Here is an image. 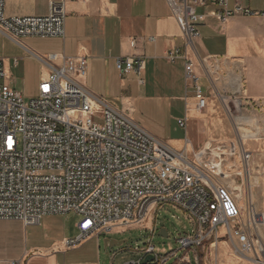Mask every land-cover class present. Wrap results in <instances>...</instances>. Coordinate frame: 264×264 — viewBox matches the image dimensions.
Here are the masks:
<instances>
[{"label": "built area", "instance_id": "2783aa9c", "mask_svg": "<svg viewBox=\"0 0 264 264\" xmlns=\"http://www.w3.org/2000/svg\"><path fill=\"white\" fill-rule=\"evenodd\" d=\"M164 1L185 49L194 48L200 38L198 26L206 14L199 9L210 10L207 17L219 23L235 15L264 21V0L260 11L242 5L252 0ZM4 8L5 0H0V35L19 47L24 38L64 37L62 3H50L44 17H6ZM29 54L46 73L36 97L28 100L11 87V77L0 60V221L31 227L39 226L44 217L75 215L79 218L77 235L64 240L67 249L92 237L150 231L148 245L134 251L138 260L126 264H144L150 256L147 264H164L168 259L160 260L151 246L155 225H145L159 208L171 206L192 226L176 240L179 250L192 251L196 261L197 251L216 247L222 228L226 239L239 243L232 246L234 256L264 264V245L257 237L264 215L251 201L242 212L232 187L233 176L244 177L248 183L251 179L254 153L244 143L264 142L261 123L244 116L242 101L218 94L234 138L209 142L188 156L154 137L127 112L91 93L81 83L87 70L85 58H61L57 65L56 55ZM165 59L184 61L186 91L195 100V110L203 112L207 98L186 51L171 50ZM16 64L14 60L13 67ZM115 67L121 78L129 74L139 78L145 62L140 57L116 58ZM187 122L184 117L176 123L186 130ZM233 162L241 164L242 173ZM187 262L185 256L180 259V264Z\"/></svg>", "mask_w": 264, "mask_h": 264}, {"label": "crops", "instance_id": "0c3cea01", "mask_svg": "<svg viewBox=\"0 0 264 264\" xmlns=\"http://www.w3.org/2000/svg\"><path fill=\"white\" fill-rule=\"evenodd\" d=\"M52 2L62 3L65 13L63 38H24L20 40L22 47H19L0 35L16 48L11 59H2L5 71L8 73L10 67L15 69L22 83L38 86L46 73L29 53L40 57L56 55L57 65L61 64V58H85L87 70L81 83L91 93L127 112L136 123L171 149L184 150L190 156L210 142L209 136L194 145L188 136L189 128L188 132L184 130L183 138L176 139L163 130L146 127L136 118L135 110L146 108L155 112L161 108L165 111L175 106L181 108L183 103L184 110H181L187 124L189 116L200 113L195 110L192 94L186 91L184 61L179 59L169 63L165 59L169 51L178 49L186 51L194 65L198 84L207 98L204 111L214 108L215 105L209 107V102L215 100L228 121L217 100L218 94H223L242 101L244 116L264 122L263 113L262 117L254 115V111L264 112V107H260V102L264 101V75L255 71L250 60L252 46L264 57V21L261 18L235 15L219 23L207 17L210 10L199 9L200 14H206L198 26L200 38L194 48L185 49L181 32L164 0H5L4 13L6 17H44ZM245 7L260 11L263 1L260 8ZM221 29L226 33L220 32ZM254 35L260 37V48ZM126 57L144 59L145 68L139 78L134 74L119 76L115 59ZM14 60L17 61L16 67H13ZM139 80L142 85L138 84ZM200 115L204 118L202 112ZM204 131V128L200 129V132ZM219 230L214 251L220 245L219 259L223 264H252L246 258L228 256V245L232 247L235 239L225 241V231ZM76 235V228L75 234H65L53 217H44L40 225L34 227H25L18 221H2L0 264H104L101 238L106 236L92 237L76 248L67 249L64 240Z\"/></svg>", "mask_w": 264, "mask_h": 264}, {"label": "rangeland", "instance_id": "374dc122", "mask_svg": "<svg viewBox=\"0 0 264 264\" xmlns=\"http://www.w3.org/2000/svg\"><path fill=\"white\" fill-rule=\"evenodd\" d=\"M249 3V4H248ZM230 7L232 4H229ZM243 6H250L252 8H260L262 6L261 0H252L250 2H244ZM200 13V12H199ZM224 32L222 29L220 30ZM254 33V32H253ZM254 40L260 48V37L254 35ZM14 45L6 40L1 39L0 36V60L2 59H11L12 55L15 52ZM250 60L255 71L259 74L264 75V57L257 51V49L251 47ZM6 66L10 67L9 63H5ZM5 67V66H4ZM8 75L11 77L10 85L11 87L20 93L23 99L28 100L35 98L37 95V86L26 82L22 83L20 78L17 76V72L12 67L8 68ZM191 97V96H189ZM188 102H191L189 99ZM215 105L213 108L212 106ZM181 108L173 107L171 110H163L157 108L155 112H150L146 108L139 110L136 108V118L140 119V122L146 127L156 128L157 130L164 131L169 133L171 137H177L176 139H181L184 137V130L180 129L177 126V118H183L184 104H181ZM208 111L202 112L204 118L200 113H193L192 117L189 116L190 120L187 124L186 131H190L188 136L192 140L193 144L196 145L198 142H203L207 140L210 143L214 142H228L234 138L233 136V127L229 123L223 112L217 106L215 100L209 102ZM183 108V110H181ZM264 112L254 111V115L261 114ZM191 115V114H190ZM176 119V121H175ZM264 119V118H262ZM180 120V119H178ZM204 128V132H200V129ZM250 126H244L243 129H248ZM262 130L261 137H264V124H260ZM244 147L246 150L254 153V164L251 166V179L248 183L246 178H236L233 176V185L232 187L235 190V194L238 196L239 207L244 212L247 208L248 202H252L256 211L258 213L264 214V142H245ZM189 152V151H188ZM237 164L236 168H239L240 171L243 168ZM262 167V168H261ZM261 168V169H260ZM244 176V175H243ZM241 192V193H240ZM242 196V197H241ZM57 225L63 230L65 234H75V228L79 221V218L75 215L68 216H54ZM2 222V221H0ZM155 225V233L153 240L151 241V246L154 249V254L160 259H168L164 264H180V259L182 257H187L188 262L183 264H223L219 259L220 245H218V250L216 248L205 247L204 250L197 251L198 263L196 261L195 253L192 251H180L176 243V240L183 234H188L192 226L185 215L178 209L171 206H164L159 208L157 212L152 216V219L148 221L145 225L148 226ZM34 227V226H31ZM164 230L167 234V238L160 237V231ZM220 232V230H219ZM75 237V236H74ZM73 237V238H74ZM220 237H222L220 235ZM257 237L260 238L264 245V227L257 231ZM150 238V231L146 230H130L126 232H117L114 234L107 235L106 237L101 238V247H102V260L104 264H126L132 261H136L139 258V255L134 251L137 248H143L148 245V240ZM255 238V237H254ZM104 239L114 240L116 242H124L121 246L113 248H104ZM222 239V238H220ZM225 239L227 241L228 239ZM235 246H238L239 243L235 239ZM226 244L224 243L223 246ZM228 249V256L234 258L233 249L230 245ZM106 251L108 254H106ZM202 253V259L199 258V253ZM153 264H157L156 262Z\"/></svg>", "mask_w": 264, "mask_h": 264}, {"label": "water", "instance_id": "95a60500", "mask_svg": "<svg viewBox=\"0 0 264 264\" xmlns=\"http://www.w3.org/2000/svg\"><path fill=\"white\" fill-rule=\"evenodd\" d=\"M160 237H164V238H167V234L164 230H161L160 231V234H159ZM124 242H116L114 240H110V239H105L104 240V248H113V247H118V246H121ZM152 261V257H147L145 260H144V264H147V263H150Z\"/></svg>", "mask_w": 264, "mask_h": 264}, {"label": "bare ground", "instance_id": "6f19581e", "mask_svg": "<svg viewBox=\"0 0 264 264\" xmlns=\"http://www.w3.org/2000/svg\"><path fill=\"white\" fill-rule=\"evenodd\" d=\"M252 139H254L253 137H251ZM248 142H261V141H258V140H256V141H248ZM241 166V165H240ZM242 168V167H241ZM237 171L239 172V173H242V169H241V171H240V169L239 168H237ZM263 171H264V168H263ZM241 193V192H240ZM242 197V196H241Z\"/></svg>", "mask_w": 264, "mask_h": 264}, {"label": "trees", "instance_id": "16d2710c", "mask_svg": "<svg viewBox=\"0 0 264 264\" xmlns=\"http://www.w3.org/2000/svg\"><path fill=\"white\" fill-rule=\"evenodd\" d=\"M202 256L199 255V258H201Z\"/></svg>", "mask_w": 264, "mask_h": 264}]
</instances>
